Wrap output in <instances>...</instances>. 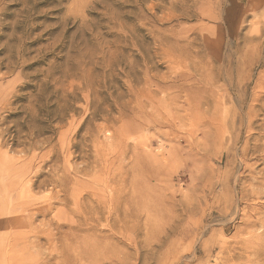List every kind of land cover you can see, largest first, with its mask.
Returning a JSON list of instances; mask_svg holds the SVG:
<instances>
[{
    "label": "rangeland",
    "instance_id": "374dc122",
    "mask_svg": "<svg viewBox=\"0 0 264 264\" xmlns=\"http://www.w3.org/2000/svg\"><path fill=\"white\" fill-rule=\"evenodd\" d=\"M263 41L264 0H0V263L253 264ZM111 187L130 241L80 258L71 204Z\"/></svg>",
    "mask_w": 264,
    "mask_h": 264
},
{
    "label": "bare ground",
    "instance_id": "6f19581e",
    "mask_svg": "<svg viewBox=\"0 0 264 264\" xmlns=\"http://www.w3.org/2000/svg\"><path fill=\"white\" fill-rule=\"evenodd\" d=\"M252 10V9H251ZM254 13V12H253ZM259 13V12H258ZM257 13V14H258ZM255 14V13H254ZM253 14V16H254ZM257 16V15H256ZM249 25V24H248ZM261 33V32H260ZM263 35V34H262ZM260 38V37H259ZM248 39V38H246ZM254 39V38H253ZM244 40V39H243ZM256 40V39H254ZM253 40V41H254ZM245 41V40H244ZM249 41V39L247 40ZM264 42V41H263ZM244 43V42H243ZM245 44V43H244ZM263 48V46H262ZM263 51V50H262ZM252 54V53H251ZM258 57V54L257 56H254V60ZM252 58L251 57H248V61H250ZM260 58V57H259ZM244 60V59H243ZM261 59H257V63L260 62ZM261 63V62H260ZM261 65V64H260ZM249 66V64L247 65ZM253 67V66H252ZM252 71V70H251ZM216 79V78H215ZM239 79V77H238ZM253 81V80H252ZM260 84L263 82L264 83V75L262 76V78H260ZM252 83V82H251ZM250 84V83H249ZM237 86V85H236ZM250 86V85H249ZM233 87V86H232ZM222 95V94H221ZM260 97V95H259ZM210 100V99H209ZM258 103V102H257ZM253 105V104H252ZM264 106V105H263ZM255 107V106H254ZM264 108V107H263ZM256 109V108H255ZM254 110V109H253ZM244 111V110H243ZM255 111V110H254ZM242 112V111H241ZM255 113V112H254ZM253 112L249 114V116L246 118V127H247V130H248V136H250V131L252 130V127L253 125L256 123V121L259 118V115H255ZM260 113V112H259ZM258 113V114H259ZM257 114V112H256ZM218 116V115H217ZM263 116V115H262ZM240 117V116H239ZM263 118V117H262ZM219 119V118H218ZM217 119V120H218ZM223 122V121H222ZM258 124V123H257ZM235 125V124H233ZM244 125V124H243ZM258 126V130H259V133L257 138L259 140H263L264 141V118L263 120H261V123L259 122V124L257 125ZM256 127V126H255ZM234 128V127H233ZM227 135V134H226ZM234 138V137H233ZM248 138V137H247ZM223 144V143H222ZM3 163V162H2ZM75 169V168H74ZM75 172L76 169L74 170ZM79 172V171H78ZM261 181L263 183V185H261L260 187L262 189H264V172L261 176ZM82 183V182H81ZM113 183V182H112ZM80 184V183H79ZM124 184V183H123ZM122 184V185H123ZM87 185V184H86ZM84 185V186H86ZM83 186V185H82ZM83 186V187H84ZM90 186V185H89ZM87 187V186H86ZM85 187V188H86ZM110 187V186H109ZM89 188V187H88ZM87 188V189H88ZM107 188V186H106ZM112 188V187H111ZM86 189V190H87ZM91 189V188H90ZM110 188H108L109 190ZM117 190V189H116ZM94 189L92 188L91 189V192L95 195L94 193ZM104 191V190H103ZM114 189H110L109 192H108V196L107 198L105 199H101V200H104V201H95V198L92 199L93 195L91 196V194L88 193V196L89 197H82L80 196L79 198H77L75 201L72 202V206L75 207V210H74V213L77 214V220L75 223V225H71V227H68V231H73V233H82V235L84 234L85 237H81L80 235V239H81V247L79 248H76V251H77V255L81 256L84 258V259H87V260H94V259H100L101 255L103 256L102 253H105L108 250L106 248H104L105 245H98L99 242L97 243V241H99L98 239L99 238H102L104 237L105 235L102 233L104 230H108L110 235L107 237L108 239H111V238H116V236L118 235H121L122 239L124 240V244L129 243L130 241V233H131V220H132V211H131V195H129L128 191H124V196H123V199H120L122 198V195L118 198V201H116V196L114 193L116 192H113ZM122 191L120 190V193ZM86 193V194H87ZM119 196V193L117 194ZM75 196V195H74ZM87 196V195H86ZM92 198H91V197ZM103 196V195H102ZM101 196V197H102ZM77 197V196H76ZM106 197V196H105ZM104 198V197H103ZM120 199V200H119ZM69 210V208H68ZM70 212V211H69ZM73 212V211H72ZM71 212V213H72ZM246 214V213H245ZM245 214H243L245 216ZM30 217V216H29ZM250 218V217H248ZM257 219V218H256ZM253 220V219H252ZM260 220V221H259ZM258 221H255V222H252L253 224H247V226L251 229L249 235L252 237V238H256V240L260 241L261 238H264V229H263V223L264 220L262 219H259ZM249 221V219H248ZM260 222V223H258ZM260 224V229H263V231H261L260 234H255L253 231H256L254 230V228ZM61 225V224H60ZM245 225V224H244ZM63 226V225H62ZM57 227H59L57 225ZM63 228V227H62ZM60 229V228H58ZM253 230V231H252ZM258 231V230H257ZM260 232V231H259ZM254 233V234H253ZM29 234V233H28ZM30 234H32V232H30ZM32 235H35V234H32ZM78 235V234H76ZM89 237H88V236ZM104 235V236H103ZM30 236V235H29ZM120 237V236H118ZM250 238V237H249ZM29 239V238H28ZM75 239H78L77 236L75 237ZM121 241V240H120ZM250 241H252L250 239ZM77 242L79 243V241L77 240ZM119 242V241H118ZM77 243V244H78ZM254 243V242H253ZM257 243V242H256ZM261 243V242H260ZM24 244V243H23ZM103 244V243H102ZM79 245V244H78ZM98 245L99 248H97L96 246ZM34 245H32L33 247ZM103 248L105 250V252L103 251ZM31 250V249H30ZM110 251V250H109ZM247 253H248V257L249 259L250 258H253V264H258L259 261H261V257L264 253V248H263V245L261 244H256L254 246H251V247H248L247 246ZM28 251L26 250L25 253H27ZM112 252V251H111ZM57 253V252H56ZM113 253V252H112ZM114 254V253H113ZM110 257L109 261H111V259L113 260V257L111 258V253L108 254ZM14 257V256H13ZM16 257V256H15ZM104 257V256H103ZM7 259L9 260H5L4 262H8L7 264H13L11 262L12 260V256H8L6 257ZM27 258V257H26ZM32 258V257H31ZM30 258V259H31ZM34 258V257H33ZM61 258V257H60ZM98 259V261H100ZM103 260V259H102ZM101 260V261H102ZM60 261V260H59ZM58 261L57 264H62L65 260L64 259H61V263ZM247 261V260H246ZM103 262V261H102ZM44 263V262H43ZM47 263V262H46ZM1 264V263H0Z\"/></svg>",
    "mask_w": 264,
    "mask_h": 264
}]
</instances>
